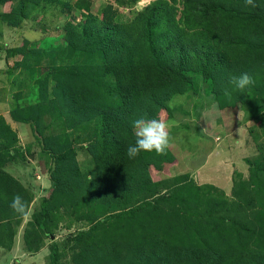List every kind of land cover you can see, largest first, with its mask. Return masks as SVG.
<instances>
[{
    "label": "trees",
    "instance_id": "trees-1",
    "mask_svg": "<svg viewBox=\"0 0 264 264\" xmlns=\"http://www.w3.org/2000/svg\"><path fill=\"white\" fill-rule=\"evenodd\" d=\"M59 1L0 0V6L11 4L9 11L0 12V18L7 26L18 27L34 6ZM175 2L156 1L126 24L115 22L114 12L108 7L101 19L89 15L81 26L67 23L64 40L74 51L68 66L57 64L58 59L48 56V52L27 49V39L9 49L23 56L31 53L35 73L41 72L37 69L42 68L43 58H48L44 67H52L56 81L57 96L53 100L43 99L47 91L44 79L38 89L43 100L34 112L24 115L18 108H10L9 112L13 121L29 126L42 151L53 158L54 168L49 173L52 192L41 200L33 216L32 241L35 243L37 238L39 243L42 236L51 237L54 203L59 204L60 198L66 208L80 212L83 203L94 202L91 189L103 185L121 191L133 186L135 189L131 204L117 213H106L105 221L97 220L87 232L75 235L69 246L74 264L120 261L121 253L111 249L115 247L99 245L98 237L105 234H100L103 229L110 232L113 222L129 219L145 225L134 245L126 247L132 253L133 264H264L262 163L255 166L257 175L233 187L228 197L214 185L195 184L188 173L155 181L147 170L144 153L135 159L127 156L128 146L135 141L132 122L139 117L152 118L164 110L170 114V109L164 108L165 102L182 86L187 87V82L183 84L188 68L209 80L221 101L218 83L227 80L231 63L244 62L252 67L264 59V0H255V8L246 6L245 0H182L178 15ZM85 53L94 54L95 61L81 63ZM217 108L219 113L225 109L219 104ZM48 109L56 110L57 121L68 129L87 122L100 124L101 141L97 143L93 134L89 148L96 151L98 167L105 165L106 172L95 188L84 191L87 184L80 181L77 172H66L71 167L68 162L73 160L68 136L48 139L42 132V118ZM255 121L264 127V104ZM8 134L16 138L9 126L2 124L0 138ZM3 189L8 195L21 186L0 170V193ZM96 206L95 202L92 213L85 216H94ZM98 215L95 213L96 218ZM11 232L10 238L15 234L13 229ZM88 238L96 240L88 243ZM63 252L57 243H50L47 264H59Z\"/></svg>",
    "mask_w": 264,
    "mask_h": 264
},
{
    "label": "rangeland",
    "instance_id": "rangeland-1",
    "mask_svg": "<svg viewBox=\"0 0 264 264\" xmlns=\"http://www.w3.org/2000/svg\"><path fill=\"white\" fill-rule=\"evenodd\" d=\"M156 1L159 0H60L55 5L45 3L34 6L27 19L14 32L0 27V101L5 87L10 94L6 93L4 96L7 99V95L12 97L9 96L10 100L6 105L0 107V127L2 124L8 125L16 137L8 134L4 139L0 138V170L21 186V189H15L8 195L4 189L0 193L3 197L0 201V264H47L49 245L52 242L57 243L59 249L64 251L59 264H74L69 246L75 235L81 231L87 232L97 220L105 221L106 213H117L127 207V203L131 204L134 200L135 194L134 186L127 187L126 191L107 187L108 185H103L101 189L94 187L102 183L106 172L105 165L98 167L96 151L89 148L93 134L97 143L101 141L98 137L101 134L99 123L87 122L79 128L68 129L57 121L56 110L48 109L49 112L42 118V132L48 139L55 135L61 138L68 136L73 160L68 162L71 167L66 172L73 169L77 172L80 181L87 184L84 191L95 188L91 189L94 202L83 203L79 212L71 207L66 208L64 199L60 198L59 204L54 203L55 212L51 219L54 223L51 231L53 240L42 236L39 243L37 238L35 243L32 241L33 216L39 210L41 200L52 192L49 173L54 168L53 158L42 151L29 126L13 121L9 112L10 108H18L24 115H28L35 111V106L43 99L53 100L57 96L56 81L51 74L52 67H44L49 63L48 58L44 57L42 68L37 69L41 72L35 73L34 56L31 53L23 56L18 52H10L9 49L20 46L27 39V49L38 48L48 52V56L58 59L57 64L68 66L73 62L74 51L64 40L67 23L81 26L89 15L101 19L104 9L108 7L114 12L115 22L126 24ZM181 2L182 0H176L174 3L178 9L177 15ZM10 8L11 4L0 6V12L9 11ZM28 30L36 32L27 34ZM85 54L81 63L89 65L88 62L95 61L94 54ZM231 65L227 80L218 83L221 101H218L213 84L204 80L200 72H191V68H188L184 73L187 78H184L183 84L186 85L187 82V87L182 86L177 94L165 102L164 108L170 109V114H166L164 110L165 112L152 115V118L175 122L170 129L173 141L167 154L158 156L154 152L144 153V162L153 180L172 179L188 173L195 184L214 185L229 197L233 187L251 179L252 175H257V164L262 163V170L264 169V127L255 121L260 106L264 104V59L254 63L252 67L244 65V62L242 65ZM242 73L250 74L255 81L254 85L243 91L230 84L233 74L238 77ZM44 79L47 81V91L43 94V99H40L38 89ZM225 88L229 89L230 95L224 94ZM238 99L241 101L236 102ZM169 103L172 107H169ZM217 104L225 108L220 113ZM95 147L99 148V145ZM174 160L176 161L171 163ZM252 163L255 164L251 165ZM193 169L200 173L191 174ZM65 178L63 170L62 182H65ZM3 187L5 186L2 185ZM16 194L22 195L28 202L26 215L16 214L10 207ZM95 202L97 206L94 210L99 215L96 218L93 212L94 216L86 217V213H92ZM114 224L110 232L107 233V229L100 232L105 234L98 237V243L102 247H115L111 249L121 253L120 261L114 264H133L132 253L126 249L139 239L145 225L140 222L136 224L131 219L113 222L112 225ZM12 229L15 234L10 238ZM92 239L95 242L96 238H88V243Z\"/></svg>",
    "mask_w": 264,
    "mask_h": 264
},
{
    "label": "clouds",
    "instance_id": "clouds-1",
    "mask_svg": "<svg viewBox=\"0 0 264 264\" xmlns=\"http://www.w3.org/2000/svg\"><path fill=\"white\" fill-rule=\"evenodd\" d=\"M245 5L252 8L257 7L255 0H245ZM255 81L248 73H242L240 76L230 78V84L235 89L243 91L244 89L254 85ZM225 95L231 92L225 88ZM169 107L172 104L169 103ZM174 121H165L156 118L139 117L132 122L134 129L135 141L127 148V156L130 159L137 158L141 153L154 152L158 156L167 154V150L172 144L173 137L170 129L174 127ZM10 207L20 215H26L28 212V202L20 194L13 196Z\"/></svg>",
    "mask_w": 264,
    "mask_h": 264
},
{
    "label": "crops",
    "instance_id": "crops-1",
    "mask_svg": "<svg viewBox=\"0 0 264 264\" xmlns=\"http://www.w3.org/2000/svg\"><path fill=\"white\" fill-rule=\"evenodd\" d=\"M0 27L2 28V27H4L6 30H11V32H14V31H16V29H17V27H13V28H9V26H7L2 20H1V18H0ZM35 32L36 31H32V30H28L27 31V34H35ZM3 87H4V85H3ZM6 93H8V94H10L9 93V91H8V89H6V87H5V90L3 91V99H1V101H0V107L1 106H4V105H6V102H8V100H10L9 99V96L7 95V97H8V99L6 98V96H4V95H6ZM11 97V96H10ZM12 98V97H11ZM217 110H218V108H217ZM219 114V113H218ZM192 172H191V174H199L200 173V171L199 170H196V169H193V170H191Z\"/></svg>",
    "mask_w": 264,
    "mask_h": 264
},
{
    "label": "water",
    "instance_id": "water-1",
    "mask_svg": "<svg viewBox=\"0 0 264 264\" xmlns=\"http://www.w3.org/2000/svg\"><path fill=\"white\" fill-rule=\"evenodd\" d=\"M51 239L53 240V236H51Z\"/></svg>",
    "mask_w": 264,
    "mask_h": 264
}]
</instances>
